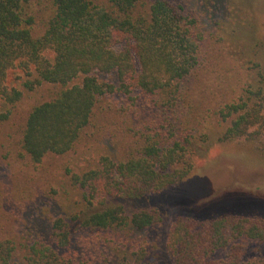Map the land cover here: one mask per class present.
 I'll use <instances>...</instances> for the list:
<instances>
[{"label": "trees", "instance_id": "1", "mask_svg": "<svg viewBox=\"0 0 264 264\" xmlns=\"http://www.w3.org/2000/svg\"><path fill=\"white\" fill-rule=\"evenodd\" d=\"M218 10L216 0H0V97L10 105L19 101L20 92L5 87L7 73L16 65L34 70L38 83L62 88L31 108L15 158L37 168L49 155L70 153L86 129L95 127L101 98L112 95L125 103L124 124L135 140L127 160L102 157L95 168L71 175L87 204L137 202L186 179L197 148L209 137L199 128L201 112L192 102L190 85L194 73L211 66L212 34L205 22ZM239 28V34L225 35L222 42L251 47L253 32ZM248 71L249 81L237 96L216 110L230 120L220 141L240 138L250 127L264 130V66L254 63ZM96 72L111 75L114 82L99 83ZM79 76L81 84L67 87ZM229 197L264 212L262 201L231 194L225 201ZM27 203L12 208L15 223ZM110 206L85 215L78 230L70 227L73 217H58L47 230L32 224L37 231L24 230L21 248L14 240L0 239V264H105L95 255L109 249L127 250L137 256V264H147L146 250L133 237L143 234L146 240L160 225L159 212ZM3 218L0 211V224ZM103 231L108 233L102 238ZM77 233L82 235L75 238ZM81 238L82 250H77ZM166 241L174 264H264V258L241 260L251 243L264 246V220L259 218H178Z\"/></svg>", "mask_w": 264, "mask_h": 264}, {"label": "rangeland", "instance_id": "2", "mask_svg": "<svg viewBox=\"0 0 264 264\" xmlns=\"http://www.w3.org/2000/svg\"><path fill=\"white\" fill-rule=\"evenodd\" d=\"M216 2L220 10L210 23L205 22L208 35L212 34L209 37V52L213 55L211 66L207 71L203 69L194 73L190 85L192 102L198 104L197 110L201 112L199 128L209 133L205 146L197 148L193 170L180 183L162 192L149 194L137 202L108 200L105 205L125 206L127 212L152 209L159 212L160 225L150 232V236L146 235V240H143V234L133 237L134 241L140 242L138 248L146 250L144 262L147 264H174L166 250V240L171 225L178 218L206 221L234 216L264 220V212L251 204L237 205L234 197L225 201V197L231 194L264 202V130L250 127L240 138L220 141L230 120L224 121L216 114V110L235 98L241 86L249 81L248 68L254 63L264 66V0ZM239 25L253 32L250 38L252 48L232 41V49L226 46L229 45L227 42H222L225 35L239 34ZM45 57L50 59L52 55L45 53ZM248 62L250 65L247 66ZM93 74L99 83L114 82L111 75ZM82 78L79 76L67 87L81 84ZM28 83H32V86H28ZM5 87L9 91H19L21 96L12 105L0 97V115L4 116L0 121V211L4 215L0 224V239L14 240L21 248L20 244L27 239L24 230L37 231L32 229V224H36L39 230L43 226L47 230L56 218L66 217L70 221L73 217L70 227L75 225V228L85 215L105 208L89 206L82 191L72 185L71 175L95 168L102 157L120 162L127 160L135 139H132V134L124 124L128 120L126 113L121 111L125 103L118 96L106 95L99 104L102 112L97 111V116L93 118L95 127L86 129L70 153L49 155L37 168L27 166L14 156L27 114L33 106L49 100L62 88L60 85L38 83L34 70L23 69L18 65L8 71ZM199 178H202L201 185L197 183ZM192 188L198 191L193 193ZM24 201L28 203L15 223L12 208ZM94 233H89V236ZM107 233L103 231L102 238ZM81 235L77 233L74 236L79 238ZM82 242V238L77 241V250L81 249L79 246ZM100 251L95 257L105 260V264H137V256H131L127 250L109 249L103 255ZM241 257V260L264 258V246L251 243L246 254Z\"/></svg>", "mask_w": 264, "mask_h": 264}]
</instances>
